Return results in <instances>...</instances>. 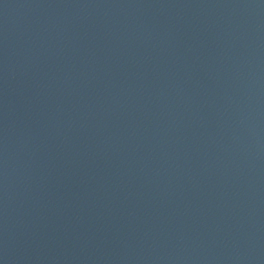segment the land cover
<instances>
[{
	"label": "water",
	"instance_id": "95a60500",
	"mask_svg": "<svg viewBox=\"0 0 264 264\" xmlns=\"http://www.w3.org/2000/svg\"><path fill=\"white\" fill-rule=\"evenodd\" d=\"M0 264H264V0H0Z\"/></svg>",
	"mask_w": 264,
	"mask_h": 264
}]
</instances>
